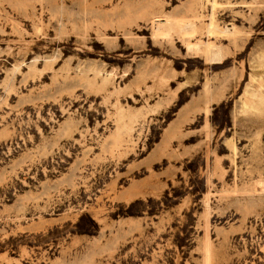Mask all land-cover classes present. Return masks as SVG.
<instances>
[{"label":"rangeland","instance_id":"1","mask_svg":"<svg viewBox=\"0 0 264 264\" xmlns=\"http://www.w3.org/2000/svg\"><path fill=\"white\" fill-rule=\"evenodd\" d=\"M0 264H264V0H0Z\"/></svg>","mask_w":264,"mask_h":264},{"label":"bare ground","instance_id":"2","mask_svg":"<svg viewBox=\"0 0 264 264\" xmlns=\"http://www.w3.org/2000/svg\"><path fill=\"white\" fill-rule=\"evenodd\" d=\"M229 31V30H228ZM208 46H210V42L204 41V40H197V41H191L188 40L186 42V48L188 51H206ZM216 46L212 45L207 52H209V59L212 62L215 61H222L223 60V52L221 50H216Z\"/></svg>","mask_w":264,"mask_h":264}]
</instances>
